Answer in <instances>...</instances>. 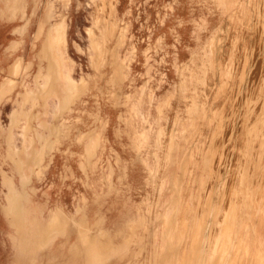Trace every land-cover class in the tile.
Listing matches in <instances>:
<instances>
[{"label":"rangeland","instance_id":"rangeland-1","mask_svg":"<svg viewBox=\"0 0 264 264\" xmlns=\"http://www.w3.org/2000/svg\"><path fill=\"white\" fill-rule=\"evenodd\" d=\"M50 1L54 3L56 16L64 21L57 22L60 25L52 32L51 47L54 45L52 49L59 55L58 60L67 59L70 65L68 72L78 78L74 82L84 78L86 90L80 92L83 96H77L64 114L54 119V122L64 123L69 133L52 151L41 176L33 178L31 187L35 191L37 210L44 219L58 207L74 214L77 204L86 200L87 214L92 219L97 210L92 191L99 173L107 171L108 167L114 169L115 181L120 167L124 169L123 183L116 182V189L130 197L134 205H138L146 194L153 193L154 187L145 182L148 169L136 159L137 152L133 153L129 140L132 136H127L124 124L127 96L140 93L138 97L148 101L154 95L153 105L147 112V105L142 103L147 118L140 123L139 136H143V131L151 130L152 133L161 122L164 133L158 137L163 141L164 152L171 139L170 133L175 129L174 123L177 124L176 129L183 133L179 174L174 176L179 197L167 205L166 230L161 232L164 239L157 250L165 261L163 264L176 259L178 253L177 264H198L194 258L199 249L197 244L204 239L208 224L212 225V210L213 206L216 207L211 199L212 186L225 187L222 180L229 178V171L238 169L240 176L235 177L240 179L248 139L244 133L254 132L257 109L261 108L257 98L258 92L264 91V23L261 21L264 19V0H116V3L110 0L115 5L113 20L117 24L114 27L112 22L111 26L113 50L119 49L116 59L123 56L128 60V63L123 62L129 67L125 79H110L116 73L113 66L111 70V65L102 64V68L97 70L91 62L89 29L95 27L99 7L93 0H67L65 4L62 0H28L25 18L15 17L9 9V1L0 0V84L6 80L12 83L9 90L7 86L0 88V91H8V97L0 103V122L5 128L15 101L24 92L25 83L35 80L39 61L47 58L42 55L45 43L38 34V28ZM53 26L56 25L52 23ZM64 26L66 39L62 30ZM25 66H28L27 72H23ZM117 73L122 74V70ZM80 87L83 90V86ZM28 95L32 96V93ZM205 106H209L207 110ZM159 108L162 110L160 122L149 114L152 110L157 116ZM178 116L182 119L178 120ZM100 121L104 130L98 167L95 172L85 173L80 165L85 145L80 142L79 134L86 133L90 124L96 125ZM2 146L5 147L4 144ZM229 155L234 157L230 160ZM263 156L264 153L261 167L256 169L251 182H261L264 194ZM3 161L1 157L0 205H3L1 177L10 171V164ZM214 180L220 185L213 184ZM258 196H255L256 200ZM203 207L207 208L206 213ZM120 208L119 199L113 194L104 208L107 223L117 218ZM215 218L216 222L218 216ZM14 232V227L0 208V264H10L13 260L14 247L9 246L8 239ZM74 240L72 235L71 243Z\"/></svg>","mask_w":264,"mask_h":264},{"label":"bare ground","instance_id":"bare-ground-1","mask_svg":"<svg viewBox=\"0 0 264 264\" xmlns=\"http://www.w3.org/2000/svg\"><path fill=\"white\" fill-rule=\"evenodd\" d=\"M7 1H9V9L12 10L11 14L15 17H26L25 5L28 0ZM62 1L64 4L67 2V0ZM93 1L99 5L94 21L95 27L89 29V44L92 46L90 49V56L95 66V64H99V60L96 57L100 55L102 51L99 47L100 41H103L105 44L106 41L110 40L108 37L112 30V22H114V27H117V24L116 21L113 20L115 17L113 16L115 5H113L110 0ZM59 21L64 23L61 17L56 16L55 8L49 4L46 7V17L42 16L39 21V36H41L40 34H42L41 32L43 29L44 31L49 30V38L52 39V36H54L52 32H55L56 27L60 25V23L57 25ZM261 21L264 23V19ZM52 23L56 26L52 27ZM62 30L65 34L64 39H66V27L64 26ZM53 46L54 45H52V47ZM108 48L110 50V47ZM109 50L107 52L108 55ZM55 60H57V58H55ZM55 60H48L46 64L42 63L43 60L42 62L39 61V69L35 76V80H29L25 83L24 92L21 94L20 99L15 101L12 108L8 126L5 128L0 122V158L2 157L4 160L3 162H8L10 164V171L8 173H3L1 177L3 205H0V208H2L8 222L15 230L14 234H12V238L8 239L9 246L12 245L14 247L13 260L10 264L165 263L160 255V250L157 249L161 246V240L164 239L161 236V232L166 230L165 220L167 217V205L173 204L170 202L177 200L179 197V192L175 187L176 184H174L176 180L174 176L179 174L178 168L180 167V160L182 158L180 151L183 147V133H181L182 131H178L179 128L176 129L177 124L174 123V126L176 125L175 129L173 128V132L170 133L171 139L163 152V141L158 137L160 134L162 136L164 133L161 122L159 121L161 120L162 112L161 108H159L158 114L156 113L157 116L152 113V110L149 111V114L154 117V120L160 122L158 128L152 131V133H150L151 130L150 132L143 131L144 138L142 135V137L139 136V134H141L139 123L142 122L141 119L145 120L147 116L144 113L143 106L141 105L142 103L139 102L140 100L137 93H134L132 100H128L133 106L130 111L131 114H136V116H134L135 123L132 122V124H138V128L132 126L131 129L134 127L136 130L133 129L135 132L133 131L130 133L132 139L129 140L133 153L137 152L135 156L136 159L148 169V178L145 179V182L150 183L155 191L149 195L146 194L138 205H134L130 197L125 196L124 193L116 189V182L119 184L123 183L125 175L124 169L120 167V173L115 181L114 169L108 167L107 171L102 170L99 173L95 188L92 191L95 208H97L92 219L88 217L86 200H84V198L82 203L77 204L74 214L66 213L62 208L58 207L50 212L47 219H44L42 214L37 210V204L34 202L35 191L31 187L33 178L41 176L52 151L59 147L60 142L69 133V128L64 123L54 122V119L64 114L70 108L71 103L78 96L77 93L86 90L83 77H81L83 78L82 81L80 78L78 82H74L71 74L66 73L67 68L70 67L67 61L61 65L60 62L58 63ZM103 65L105 64L103 63ZM27 67L28 66H25L23 68V72H27ZM64 68L66 70H64ZM258 75L259 74H257V76ZM10 83L9 80H6L0 84V88L7 86L9 90V87H11ZM184 83L185 82H183V84ZM81 85L83 86V90L80 89ZM33 91H35V93H33ZM137 91H139V89H136V92ZM7 92L8 91H0V103L8 97ZM28 93H32V96L28 95ZM258 93L257 103L261 105V108L257 109L259 111L256 110L254 132L244 133L248 139L244 149L245 156L242 159L243 171L241 177L240 179L235 177L239 174L237 172L238 169L237 171L233 170V172L229 171V178L227 180L223 179V184L221 183L222 185L226 183L225 187L222 186L223 188L221 187V189H219V186L218 188H213L212 186L211 199L215 201V204H213L216 205V207L213 206V210L210 209V211L212 210L214 217L211 226L209 222L212 219L211 217L209 218L211 220L208 222V231L206 235H204V239L202 238L197 244L199 249L195 253V263L264 264V229L263 232L261 231L262 228H264V194L262 193L261 182L258 181L256 184L251 182V178L255 174L256 169L261 167L260 162L264 153V91H259ZM238 94L239 93H237V95ZM152 96V99L147 101L146 112L148 107L150 106L151 108V105H153L154 95ZM208 107L206 108L205 106V110H207ZM237 108L239 109L240 107ZM206 112L207 115H209L208 111ZM243 114L244 112L242 115ZM177 119L179 120L182 118L178 116ZM133 120L134 118L132 117V121ZM220 122L222 124V121ZM146 124L147 123H145V125ZM206 127L207 126H205V128ZM103 130L102 123V125L98 127V134H102ZM218 133L219 132H217V134ZM154 135H157L156 138L148 139L149 136ZM94 139H92V141H94L92 143L88 140L84 141L85 148L80 157V165L85 173L88 171L95 172L100 160L102 136H98ZM18 140L20 142H18ZM2 144H4L5 147H3ZM2 147L4 149H1ZM210 147H212V145ZM200 149L201 148H199V150ZM188 150L190 152V149ZM233 157L231 156L228 159L231 160ZM182 171L184 172V169ZM179 176L178 179H181ZM162 180H164V183L161 182ZM215 181L216 180L213 181V184L216 183L220 185L218 181ZM113 194L116 199H119L121 208L117 218L111 223H107L104 208L106 202ZM256 195H259L258 200L255 198ZM172 207H174V205H172ZM204 210L206 213L207 208ZM215 216H218L216 222ZM203 218L205 219V216ZM205 222L206 221H204V223ZM205 227L206 223L204 228ZM188 228L190 229V227ZM209 228L211 229L209 230ZM184 234L182 235L183 237ZM72 235L75 237L74 243H71ZM176 236H178V234ZM181 243L183 245V242ZM175 255L173 256L175 257ZM178 256L179 253L176 259L171 257L174 259V264H177ZM173 261H167V263L169 264Z\"/></svg>","mask_w":264,"mask_h":264},{"label":"crops","instance_id":"crops-1","mask_svg":"<svg viewBox=\"0 0 264 264\" xmlns=\"http://www.w3.org/2000/svg\"><path fill=\"white\" fill-rule=\"evenodd\" d=\"M27 1V0H26ZM52 5L53 7H54V3L53 2H48L47 4H46V6H48V5ZM25 10H26V5H25ZM25 14L27 15V11L25 12ZM42 16L43 17H45L46 16V9H45V11H43V14H42ZM38 31H39V33H40V26H39V28H38ZM42 34H40L41 35V37H43L42 38V41H44V43H45V46H43V49H42V55H44V56H47V58H45L46 60L45 61H41L42 63H47L48 62V60H55V58H57V56L59 57V55L57 54V52L55 51V52H53V49H52V47H51V41H50V38H49V30H46V31H44V29H43V31L41 32ZM111 34H112V30L110 31V36L108 37V39L110 38V40H108V41H106L105 42V44H104V42L103 41H100V43H99V47L102 49V51H101V53H100V55H98L96 58L99 60L98 61V65L97 64H95V66H94V68L95 69H101L102 68V64L104 63L105 65H111V70H112V66H113V68L114 69H116V73H115V75H112L111 76V78L110 79H125V78H127V75H128V72H129V67L127 66H125V65H123V62H125V63H128V60H127V57H118L117 59H116V57L117 56H115V55H117V50L115 49V50H113L112 48H113V41H112V39H111ZM109 42V43H108ZM106 43H108V44H106ZM90 46V49H91V45H89ZM108 47H110V50H109V48ZM108 50H109V55H108ZM112 51H113V54H112ZM103 53V54H102ZM106 53V54H105ZM56 54V55H55ZM105 54V55H104ZM104 56V57H103ZM109 56V57H108ZM112 56V57H111ZM103 57V58H102ZM109 58V59H108ZM101 59H102V61H101ZM119 59V60H118ZM42 60V59H41ZM55 61H57L58 63L60 62V64L62 65L63 63H65V61H67V59L65 60V61H60V60H58V58H57V60H55ZM101 61V62H100ZM63 62V63H62ZM91 62H92V60H91ZM107 62V63H106ZM125 68V69H124ZM124 69V70H123ZM119 70H122V75L120 74H118L117 72L119 71ZM68 71V70H67ZM66 71V72H67ZM67 73H69V72H67ZM127 73V74H126ZM81 78V77H80ZM182 78H183V76H182ZM73 79L74 80H76V79H78V78H76V77H74L73 76ZM83 93H77V95H78V97H82L83 95H82ZM137 95H139L140 96V93L138 94L137 93ZM130 98V99H129ZM114 99H117V96L114 98ZM125 108H126V115H127V117H126V119H125V124H124V127H125V131H126V133H127V136L128 135H130V133L131 132H135V128L133 127V129H135V130H133V129H131L132 128V126H135L136 128H138V124H132V122L133 123H135V117L134 116H136V114L134 115L133 113L131 114V112H130V108L132 107L133 108V106H132V103L130 102V101H128V100H132V97H129V96H127L126 98H125ZM139 102H141V103H143L144 105H147V101H143L142 99H140L139 98ZM130 103V104H129ZM77 104V103H76ZM75 104V105H76ZM74 105V106H75ZM142 105V104H141ZM74 108V107H73ZM98 118H100L99 116H97ZM132 117L134 118V120L132 121ZM146 119V118H145ZM142 120V119H141ZM141 123V122H140ZM139 123V124H140ZM132 124V125H131ZM102 125V122L100 121V123H97L96 125L95 124H90L89 125V129L87 130V132L86 133H80L81 135H79V140H80V142L82 143V144H85L84 143V141L85 140H88L89 142L91 141V143L92 142H94V141H92V139H94V138H97L98 136L100 137V136H102V139H103V135L102 134H98V127H100ZM140 127H141V125H140ZM74 128V127H73ZM73 128H72V130H73ZM96 128V129H95ZM132 130V131H131ZM90 132V133H89ZM94 132V133H93ZM146 132V131H145ZM71 133H72V131H71ZM71 135V134H70ZM69 135V136H70ZM84 135V136H83ZM94 135V136H93ZM97 135V136H96ZM93 137V138H92ZM95 140V139H94Z\"/></svg>","mask_w":264,"mask_h":264}]
</instances>
